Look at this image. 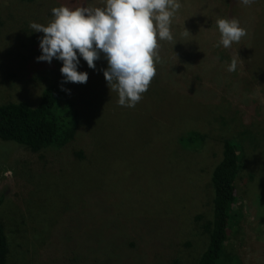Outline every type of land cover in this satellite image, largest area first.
Returning a JSON list of instances; mask_svg holds the SVG:
<instances>
[{"label":"rangeland","instance_id":"1","mask_svg":"<svg viewBox=\"0 0 264 264\" xmlns=\"http://www.w3.org/2000/svg\"><path fill=\"white\" fill-rule=\"evenodd\" d=\"M180 3L174 39L158 41L156 76L129 108L107 86L103 54L96 70L80 58L84 84L62 83L61 61L36 60L43 33L33 32L31 22L47 26L53 8L103 7L104 0H0V104L35 106L45 87L66 89L93 146L86 159L69 162L63 152L47 149L42 159L0 140V222L10 264H55L69 237L77 247L83 239L81 253L91 258L123 231L137 245L115 253L112 264H194L206 246L196 217H211L210 175L221 139L243 129L251 136L241 139V215L226 249L242 264H264V0ZM220 18H235L247 35L230 48L214 47ZM183 27L191 36L183 37ZM236 54L240 60L229 72ZM233 107H241L240 122ZM189 131L205 136L200 148L178 143Z\"/></svg>","mask_w":264,"mask_h":264},{"label":"clouds","instance_id":"2","mask_svg":"<svg viewBox=\"0 0 264 264\" xmlns=\"http://www.w3.org/2000/svg\"><path fill=\"white\" fill-rule=\"evenodd\" d=\"M240 2L250 6L254 0ZM181 7L180 0H104L103 7L53 8L47 26L29 25L33 32L43 33L36 60L61 61L62 83L84 84L88 74L77 70L80 58L96 70L95 62L103 54L107 67L100 71L108 88L118 93L119 106L134 107L156 76L158 41L174 39L171 24ZM216 26L220 37L214 47L230 48L247 35L235 18L217 19ZM182 35L191 36L184 27ZM239 60L236 54L227 70L235 71Z\"/></svg>","mask_w":264,"mask_h":264},{"label":"trees","instance_id":"3","mask_svg":"<svg viewBox=\"0 0 264 264\" xmlns=\"http://www.w3.org/2000/svg\"><path fill=\"white\" fill-rule=\"evenodd\" d=\"M240 108H234L232 112L238 122L241 116L237 109ZM250 136L249 130L243 129L221 139V158L210 175L211 217L204 222L201 216L196 217V226L206 237V246L194 264H242L237 254L227 251L226 241L230 229L241 215L237 207L241 139ZM0 140L19 144L41 158L44 154L40 153L47 149L48 152H63L69 162L86 159L93 147L74 102L55 85L43 89L35 106L26 102L0 104ZM177 141L183 149L196 150L203 145L205 136L189 131ZM84 245L82 239V245L77 247L73 237H69L65 252L56 258L55 264H112L115 253H128L135 249L137 241L133 235L123 231L117 241L106 248L99 250L95 246L98 252L91 258L81 253ZM11 251L10 240L0 222V264H10Z\"/></svg>","mask_w":264,"mask_h":264}]
</instances>
